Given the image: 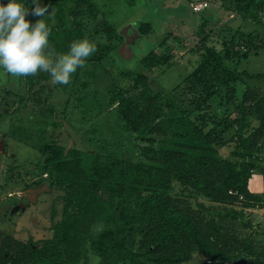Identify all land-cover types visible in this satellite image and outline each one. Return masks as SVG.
I'll return each mask as SVG.
<instances>
[{
    "label": "trees",
    "instance_id": "1",
    "mask_svg": "<svg viewBox=\"0 0 264 264\" xmlns=\"http://www.w3.org/2000/svg\"><path fill=\"white\" fill-rule=\"evenodd\" d=\"M19 2L32 7L31 0ZM40 4L50 5L44 21L51 28L49 43L58 53H66L74 40L83 38V18L96 19L99 14L91 0H40ZM219 6L238 18L235 42L240 41L236 42L240 49L233 52L234 69L224 64L221 50L205 44L203 34L199 35L201 52L196 64L170 89L180 88L178 98L170 91H153L143 73L114 90L110 103H115L117 116L143 142L136 159L65 149L43 135L37 148L42 158L34 166L38 174L46 176L48 188L60 192L59 210L52 213L46 238L22 241L0 229V264H88L89 254L95 257V264H186L194 254L201 259L198 264H233L239 256L252 264H264V246L236 236L220 211H208L202 204L194 208L171 195L175 182L189 195L210 203L243 209L258 201L247 182L259 170L257 152L264 145V91L242 79L264 78V73L239 70L238 66L249 55L264 50V0H220ZM245 20L263 31H241L237 26ZM134 26L142 36L151 31L148 20ZM229 30L232 42L235 32ZM90 31L93 37L104 39L102 44L94 43L97 50L90 61H101L122 40L104 18L96 20ZM115 40L119 43L113 44ZM168 59L163 56L154 64L169 66ZM140 61L148 69L144 59ZM21 77L27 99L32 97L38 108L39 95L51 76L40 72ZM185 92L192 94L188 102L192 110L183 105ZM216 93L219 113L203 112ZM41 109L52 113L46 103ZM230 129L232 133L225 139L223 134ZM229 143V157L220 156L217 148ZM237 214L226 212L231 219ZM97 222L101 231H93Z\"/></svg>",
    "mask_w": 264,
    "mask_h": 264
},
{
    "label": "rangeland",
    "instance_id": "2",
    "mask_svg": "<svg viewBox=\"0 0 264 264\" xmlns=\"http://www.w3.org/2000/svg\"><path fill=\"white\" fill-rule=\"evenodd\" d=\"M91 1L99 9V14L96 19L82 20V39L89 43H104L103 37H93L90 31L99 18L108 20L118 33L130 23L134 26L139 21L151 22V31L136 37L130 45L132 56L129 59L118 57L114 50L99 62L90 61V56L87 57L84 66L71 75L69 84H53L50 77L39 95L38 108L32 103V97L27 99L22 77L9 75L0 68V229L22 241L48 237L52 213L56 214L59 210L60 192L43 190V186L48 187L47 178L44 174H38L34 166L42 158L37 148L43 141V135L55 139L65 149L74 147L136 159L143 142L136 140L134 134L124 128L116 114L115 103H110L112 92L122 89L138 73L146 75L153 91L169 92L196 64L201 52L199 35L204 34L206 45L222 51L223 62L230 69H234L236 58L233 52L240 49V44L236 43L240 41L235 42L238 18L223 10L219 6L220 0H214V4L208 1L209 7L199 13L192 12L188 7L189 2L196 0H133L130 4V0ZM21 3L29 8V4ZM36 19L39 17H31L30 21L34 23ZM227 28L235 32L232 42H229L231 33L227 32ZM237 28L243 32L252 29L263 31L262 27L249 23V20L240 22ZM117 43L119 40L113 42ZM151 50L156 53L148 54ZM163 56H168L167 63L170 65L155 66L154 63ZM141 59H144L148 69L143 68ZM238 69L264 73V50L257 55H249L246 62L240 61ZM242 80L264 91L263 77H244ZM180 92L179 88L171 94L178 98ZM217 95H214L213 102L209 101L210 108L203 112H218ZM191 96L190 92H185L183 105L192 110L193 105H188ZM45 103L52 107V113L48 109L40 111ZM231 133L232 129L225 132L224 138L228 139ZM231 146L229 143L218 147L219 155L229 157ZM257 156L260 158L259 170L252 172L248 179L250 182H247V188L258 197L254 207L240 209L235 204L210 203L200 196L189 195L187 189L175 182L171 195L187 201L194 208L202 204L208 211H220L222 220L229 224L236 236L264 246V145ZM40 187L42 190L37 193L31 191ZM33 196L36 200L30 202ZM20 207L24 208L21 210ZM229 210L239 214L231 219L226 216ZM96 226L101 227V223L97 222L93 229ZM192 258L186 264L201 263L198 254ZM240 258L235 257L233 264H252L248 258ZM88 259V264H95L93 255L89 254Z\"/></svg>",
    "mask_w": 264,
    "mask_h": 264
},
{
    "label": "clouds",
    "instance_id": "3",
    "mask_svg": "<svg viewBox=\"0 0 264 264\" xmlns=\"http://www.w3.org/2000/svg\"><path fill=\"white\" fill-rule=\"evenodd\" d=\"M25 8L19 0L0 3V68L12 76L48 73L53 84L67 85L71 75L82 68L85 59L97 49L86 39L74 40L66 53H58L49 43L51 28L42 19L50 5L31 0ZM26 17H39L31 22ZM94 231H101L96 226Z\"/></svg>",
    "mask_w": 264,
    "mask_h": 264
},
{
    "label": "water",
    "instance_id": "4",
    "mask_svg": "<svg viewBox=\"0 0 264 264\" xmlns=\"http://www.w3.org/2000/svg\"><path fill=\"white\" fill-rule=\"evenodd\" d=\"M129 32V33H128ZM119 34L121 35V37H123V39L121 40V42L119 43V45L114 49L115 54L122 58V59H129L130 56H132V52L130 49V45L134 43L135 38H139L141 37V34L138 33V31L136 30L135 26H133V24H128L126 26H123L121 28V30L119 31ZM1 151V150H0ZM43 190L49 191L50 189L48 187H44L43 186ZM39 190H42V188H34L33 191L34 193L39 192ZM35 196V195H34ZM31 198L30 202H33L35 197ZM21 210L24 207H20Z\"/></svg>",
    "mask_w": 264,
    "mask_h": 264
},
{
    "label": "built area",
    "instance_id": "5",
    "mask_svg": "<svg viewBox=\"0 0 264 264\" xmlns=\"http://www.w3.org/2000/svg\"><path fill=\"white\" fill-rule=\"evenodd\" d=\"M208 6H209V4L206 0H196V1L188 3V7L194 13L202 12L205 9H207ZM227 193L233 195V194H236V191L228 190ZM236 195H238V194H236ZM238 198H241V195H238ZM206 262L209 264H212L211 261H206Z\"/></svg>",
    "mask_w": 264,
    "mask_h": 264
},
{
    "label": "crops",
    "instance_id": "6",
    "mask_svg": "<svg viewBox=\"0 0 264 264\" xmlns=\"http://www.w3.org/2000/svg\"><path fill=\"white\" fill-rule=\"evenodd\" d=\"M237 23H238V20H236V25H237ZM240 24V23H239ZM248 182H250V180H248ZM34 200H36V197H35V199Z\"/></svg>",
    "mask_w": 264,
    "mask_h": 264
},
{
    "label": "flooded vegetation",
    "instance_id": "7",
    "mask_svg": "<svg viewBox=\"0 0 264 264\" xmlns=\"http://www.w3.org/2000/svg\"><path fill=\"white\" fill-rule=\"evenodd\" d=\"M121 42V41H120ZM0 150H2V148H0Z\"/></svg>",
    "mask_w": 264,
    "mask_h": 264
}]
</instances>
